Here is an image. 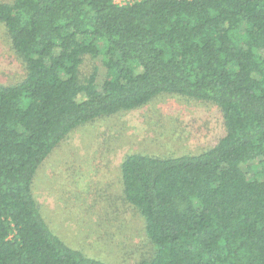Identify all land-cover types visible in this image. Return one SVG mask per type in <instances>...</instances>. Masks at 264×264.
<instances>
[{
    "label": "trees",
    "instance_id": "1",
    "mask_svg": "<svg viewBox=\"0 0 264 264\" xmlns=\"http://www.w3.org/2000/svg\"><path fill=\"white\" fill-rule=\"evenodd\" d=\"M0 24L26 69L0 84V264H105L51 230L35 176L78 127L163 95L216 106L226 135L125 157V199L156 248L141 264H264V0H0Z\"/></svg>",
    "mask_w": 264,
    "mask_h": 264
},
{
    "label": "rangeland",
    "instance_id": "2",
    "mask_svg": "<svg viewBox=\"0 0 264 264\" xmlns=\"http://www.w3.org/2000/svg\"><path fill=\"white\" fill-rule=\"evenodd\" d=\"M97 65L101 88L106 69L101 60ZM92 66H84L82 73L91 72ZM25 77V65L0 24V84H17ZM225 135V120L216 106L163 95L134 111L74 130L37 171L33 195L45 222L68 247L105 264H141L155 255L156 248L147 238L143 217L125 199L121 172L125 157L199 154ZM243 168L251 175L260 164Z\"/></svg>",
    "mask_w": 264,
    "mask_h": 264
}]
</instances>
